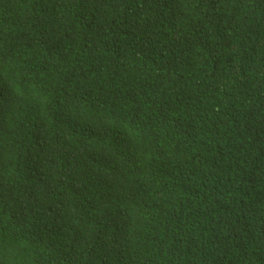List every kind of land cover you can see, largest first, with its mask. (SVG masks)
Masks as SVG:
<instances>
[{"label": "trees", "instance_id": "16d2710c", "mask_svg": "<svg viewBox=\"0 0 264 264\" xmlns=\"http://www.w3.org/2000/svg\"><path fill=\"white\" fill-rule=\"evenodd\" d=\"M0 264H264V0H0Z\"/></svg>", "mask_w": 264, "mask_h": 264}, {"label": "clouds", "instance_id": "9594fccd", "mask_svg": "<svg viewBox=\"0 0 264 264\" xmlns=\"http://www.w3.org/2000/svg\"><path fill=\"white\" fill-rule=\"evenodd\" d=\"M1 97L2 99L8 100L11 98V92H7V93L0 92V98ZM2 106H3V101L0 100V114H1Z\"/></svg>", "mask_w": 264, "mask_h": 264}]
</instances>
